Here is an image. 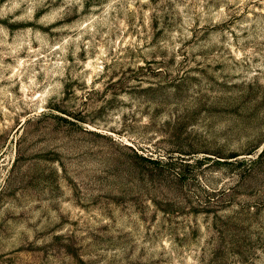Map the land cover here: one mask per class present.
<instances>
[{"label": "rangeland", "instance_id": "rangeland-1", "mask_svg": "<svg viewBox=\"0 0 264 264\" xmlns=\"http://www.w3.org/2000/svg\"><path fill=\"white\" fill-rule=\"evenodd\" d=\"M0 264H264V0H0Z\"/></svg>", "mask_w": 264, "mask_h": 264}]
</instances>
